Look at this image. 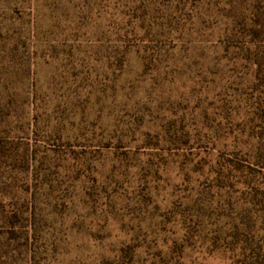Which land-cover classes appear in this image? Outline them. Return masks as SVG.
<instances>
[{
    "label": "rangeland",
    "instance_id": "obj_1",
    "mask_svg": "<svg viewBox=\"0 0 264 264\" xmlns=\"http://www.w3.org/2000/svg\"><path fill=\"white\" fill-rule=\"evenodd\" d=\"M235 1L0 0V264H230L211 166L264 133Z\"/></svg>",
    "mask_w": 264,
    "mask_h": 264
},
{
    "label": "trees",
    "instance_id": "obj_2",
    "mask_svg": "<svg viewBox=\"0 0 264 264\" xmlns=\"http://www.w3.org/2000/svg\"><path fill=\"white\" fill-rule=\"evenodd\" d=\"M236 4L238 0L235 1V6ZM250 4L243 22L244 28L241 29L242 36L248 39L249 45L255 48L260 58V55L264 56V40L261 43L258 41V38L264 35V9L262 10L261 6H258V3L254 4L252 0ZM231 26L229 35L239 34V25L231 23ZM121 32L122 28L119 27L115 34L117 39L111 42V60L115 62L125 59L129 52L123 47L120 39L123 35ZM256 62H253L254 65L258 64ZM261 120L264 121V117H261ZM262 124L264 131V123ZM253 139L256 147L251 153L249 152V157L240 160L238 157L231 159L219 156L210 170L218 188V196H220L219 193H226L229 196V203L233 201L231 208L228 207L229 214L225 218L217 216L214 219L217 225L223 222L222 229L212 232L215 233L213 243L215 242L228 253L230 264H264V133L261 132L260 135L252 137ZM127 247L131 251L129 257L131 262L139 263V261L147 260L142 244ZM122 253L123 250H119L116 256L120 257ZM149 257L152 260L157 258Z\"/></svg>",
    "mask_w": 264,
    "mask_h": 264
}]
</instances>
